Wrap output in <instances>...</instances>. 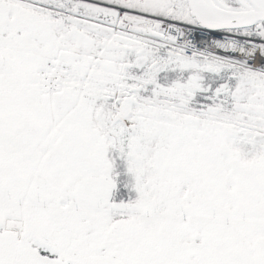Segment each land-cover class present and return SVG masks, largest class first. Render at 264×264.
Returning a JSON list of instances; mask_svg holds the SVG:
<instances>
[{
    "label": "snow or ice",
    "instance_id": "1",
    "mask_svg": "<svg viewBox=\"0 0 264 264\" xmlns=\"http://www.w3.org/2000/svg\"><path fill=\"white\" fill-rule=\"evenodd\" d=\"M0 264H264V0H0Z\"/></svg>",
    "mask_w": 264,
    "mask_h": 264
}]
</instances>
